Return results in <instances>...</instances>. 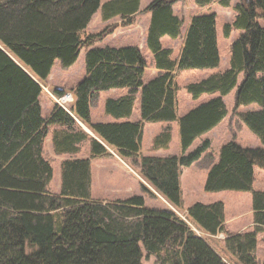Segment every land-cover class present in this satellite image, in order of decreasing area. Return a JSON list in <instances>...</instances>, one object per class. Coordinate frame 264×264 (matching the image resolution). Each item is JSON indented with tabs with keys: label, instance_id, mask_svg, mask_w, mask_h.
Instances as JSON below:
<instances>
[{
	"label": "trees",
	"instance_id": "trees-1",
	"mask_svg": "<svg viewBox=\"0 0 264 264\" xmlns=\"http://www.w3.org/2000/svg\"><path fill=\"white\" fill-rule=\"evenodd\" d=\"M177 1L153 0L146 8L151 13L146 45L158 71L146 80L147 59L138 45L95 46L117 26L83 35L100 9L104 21L121 17L122 25L134 24L142 0H0V264H143L145 252L158 264H259L264 190L255 189V170L264 169V0H240L234 7L232 0H195L234 9L236 16L224 25L223 35H239L232 42L228 68L186 86L198 104L184 115L178 113L177 72L220 68L223 56L216 12L192 17L179 55L163 45L164 37L182 34L185 21L173 9ZM85 48L86 74L72 89L75 102L70 110L55 103L44 116L41 84L57 60L68 68ZM114 88L128 89L105 102L114 121L93 122L96 95ZM234 90L237 108L259 106L238 115L262 146L224 144L207 175L208 193L239 191L253 197L255 225L228 233L223 250L229 261L177 211L185 210L187 219L207 234L226 231L225 203L186 206L181 177L183 168L211 147L206 139L191 150L227 116L224 97ZM55 92L61 96L66 90ZM139 96L141 119L131 121ZM202 96L209 98L199 102ZM175 121L181 153L145 154V125ZM49 135L56 154L71 155L62 162L57 192L50 188L54 168L44 152ZM172 139L168 126L154 137L151 151L169 149ZM87 141L90 155L77 157ZM109 148L132 160L142 178L177 211L148 205L144 194L94 198L92 160L111 157Z\"/></svg>",
	"mask_w": 264,
	"mask_h": 264
},
{
	"label": "rangeland",
	"instance_id": "rangeland-1",
	"mask_svg": "<svg viewBox=\"0 0 264 264\" xmlns=\"http://www.w3.org/2000/svg\"><path fill=\"white\" fill-rule=\"evenodd\" d=\"M109 0H102L103 3ZM153 0H142L141 11L134 17V24L122 25L123 20L121 17H115L108 21H104L102 18V10H98L93 16L91 22L89 23L87 29L84 31L83 35L96 34L101 32L105 27L117 26L114 32L108 37L100 42H97L95 46H126V45H138L143 52V55L147 59V69H146V80L151 79L158 74L155 65V59L153 53L147 48L146 38L147 31L151 21V13L146 11L147 6ZM240 0H232V7H234ZM235 4V5H233ZM174 12L182 17L185 21L182 34L178 39H171V37H164L162 39L163 45L165 47L172 48L174 50V56L179 55L182 49L183 41L185 39V34L188 25L192 17L196 14H204L211 12H218L221 14L220 21H218L219 32L221 34V40H228L224 37V23L223 21L231 20L235 18L236 12L232 8H225L219 5L216 1L210 5L202 6L198 5L195 0H178L173 6ZM216 12V13H217ZM218 16V15H217ZM264 25V20L260 21ZM239 35V32L233 33V39ZM221 42V52L224 62L226 61L227 53L225 49L224 42ZM1 45V44H0ZM2 46V45H1ZM85 55L86 48L81 51L79 59L70 67H64L61 61L57 60L52 69L51 75L46 82L42 83L43 93L41 94V101L43 107V115L48 116L52 109L50 102H55L57 99L71 94L73 100L69 101L68 107L70 108L75 102V95L72 89L77 86L80 81L85 77ZM20 64V63H19ZM22 65V64H21ZM23 66V65H22ZM24 67V66H23ZM210 69H186L177 72L176 81L180 86L179 91V102H178V113L179 115H184L186 112L191 110L197 105V101L194 100L191 95L187 92L186 86L191 82H196L202 80L206 77ZM64 89L66 93L62 96L57 95L55 89ZM128 89L114 88L109 91H103L96 95L95 100H93L94 110L97 112V105L109 94H123L127 92ZM113 92V93H112ZM236 90L226 95V103L228 106V114L224 120L216 126L210 133L197 139L191 148L195 149L201 145L206 139L211 141V147L207 152L203 154L200 160L195 162L192 166L183 169V174L181 177L182 193L184 194V202L186 206H189L197 201L209 202L206 196H210L212 199H218L217 201H223L225 203L226 215L230 218H239L237 221L239 226L232 227L231 229L236 232L241 226L254 224V209H253V197L249 192H239V191H221L216 193H208L205 191V183L207 180V173L209 172L211 166L216 162L219 156V149L230 142L236 141L241 145H249L252 143V139L258 138L248 126L241 120L238 113L241 110H247L249 107L257 106V104H251L249 107H236ZM224 97V98H225ZM208 96H202L199 102L208 99ZM57 103L66 109L64 105H61L58 101ZM68 110V109H66ZM162 125V124H161ZM157 123H149V132L151 134L152 140L154 139V132L157 134V128L161 126ZM172 125L177 126L175 137L173 138L176 142H179V122L175 121ZM163 129V127H162ZM164 130V129H163ZM162 131V130H161ZM160 131V132H161ZM151 132V133H152ZM148 136L150 133H147ZM159 134V132H158ZM157 134V135H158ZM49 135L45 144V156L51 161L54 168V178L51 183L50 188L54 191H60L61 188V165L62 162L67 158L68 154L58 155L55 153L52 143V138ZM259 139V138H258ZM257 139V140H258ZM89 144L90 142L87 141ZM147 139L145 140V143ZM172 147V144L170 145ZM152 147V146H151ZM112 152L111 157L97 158L92 160V166L95 167V192L96 198L116 200L121 198H126L134 194H144L148 205L156 207H170L177 211L172 205L156 191V189L142 176L133 166L132 160L125 159L120 156L114 149L109 148ZM83 151V147H82ZM172 152V150H170ZM155 154L152 152L150 154ZM90 155V152H89ZM94 164L96 166H94ZM262 169V168H261ZM264 170V169H263ZM93 172V169H92ZM262 174V173H261ZM258 182L264 186V179L261 176L258 177ZM94 179V172H93ZM145 188L149 190L144 191ZM215 202V201H213ZM177 213L187 220L191 227L200 235L207 238L211 244L216 247V249L224 254V256L230 261L231 257L229 254L226 255L223 247L225 246L224 241L228 236L226 232H219L216 235L207 234L204 231L198 229L190 220L186 217L185 210ZM226 217V219H227ZM237 218V219H238ZM238 232V231H237ZM236 232V233H237ZM30 251V250H29ZM257 257L259 264H264V232L258 236V251ZM233 264H237L235 261H231ZM143 264H158L154 256L147 257L145 252V257Z\"/></svg>",
	"mask_w": 264,
	"mask_h": 264
},
{
	"label": "crops",
	"instance_id": "crops-1",
	"mask_svg": "<svg viewBox=\"0 0 264 264\" xmlns=\"http://www.w3.org/2000/svg\"><path fill=\"white\" fill-rule=\"evenodd\" d=\"M233 5H235V4H233ZM217 12V11H216ZM217 15H218V21H220V18L222 17L221 16V14L219 13V11L217 12ZM233 20H234V17L231 19V20H225V21H223V23H224V25L226 24V23H231V22H233ZM236 32V31H235ZM234 33V32H233ZM218 34H219V43H220V47H221V42L223 41V40H221V34H220V32H219V27H218ZM233 34H232V36L230 37V38H228V40H225V41H223L224 42V44H225V49H226V53H227V57H226V61L224 62V60H223V58H222V65L220 66V68H217V69H212V70H209L210 72H208L207 73V75H206V77L207 76H209V75H211L212 73H216V72H218V71H223V70H225L226 68H228V66H229V57H230V52H231V46H232V42H233ZM147 80H149V79H147ZM113 93V92H112ZM126 93V92H125ZM125 93H123V94H125ZM122 94V95H123ZM119 96H121V94H119V95H116V94H109V95H107L102 101H101V103L100 104H98L97 105V112H95V110H94V105L92 104L91 105V112H92V120H93V122H110V121H114V118L112 117V116H110V115H108L106 112H105V102H106V100L108 99V98H111V97H113V98H117V97H119ZM226 98L227 97H225V102H226ZM51 103V105H52V109H53V107H54V104H55V102H50ZM93 103V102H92ZM198 104V103H197ZM259 107H257V106H252V107H249L247 110H250V109H258ZM52 109H51V111H52ZM50 111V112H51ZM141 119V107H140V96H139V98H138V101H137V103H136V105H135V109H134V112H133V115H132V117H131V121H139ZM147 124H149V123H147ZM147 124L145 125V133H144V141H143V152L145 153V154H149V155H159V156H168V155H175V154H180L181 153V145H180V134H179V142L177 143L176 142V140L177 139H175V141H173L174 139H172V142H171V144H172V147L170 146V148L169 149H167V150H165V149H161V150H159L158 152H156L155 154H150L151 153V146H152V142H153V140H152V136H151V134H153V132L151 133V132H149V126H147ZM157 124H162L161 126H159L158 128H157V134H158V132L160 133V131L162 130L163 131V129H165V128H167L168 126H171L172 127V133H173V138L175 137V133H176V129H177V126H175V125H172L171 123L169 124V123H157ZM84 128H86L84 125H82ZM162 127H163V129H162ZM55 128H57V126H54V127H52V130L53 129H55ZM90 133H92L90 130H88ZM161 131V132H162ZM147 133H150L149 134V136H148V134ZM210 133V132H209ZM155 132H154V135H157ZM177 134V133H176ZM206 135V134H205ZM155 137V136H154ZM147 139V142L145 143V140ZM258 138H254V140L252 139V143H250L249 145H244V146H249V147H261L262 146V144H261V141L258 139ZM170 144V145H171ZM83 147V151H81L78 155H76L77 157H88L89 156V152H90V144L88 143V142H84L83 144H82V146H81V148ZM170 150H172V152H170ZM219 151H220V149H219ZM69 157H71V155H67V158H69ZM218 160V159H217ZM216 160V161H217ZM94 166H96L95 164H94ZM186 168H188V167H186ZM186 168H183V169H186ZM93 172H94V179H93V188H92V192H93V197L94 198H96L95 197V195H94V192H95V182H96V176H95V167H93ZM262 173V174H261ZM208 174V173H207ZM259 176H261V178H263L264 179V170L263 169H261V168H256V170H255V189H257V190H264V186H262L261 184H260V182H258V177ZM60 182H61V180H60ZM53 190V189H52ZM54 191V190H53ZM54 192H57L56 190L54 191ZM184 195V194H183ZM208 199H210V201L209 202H206V203H210V202H213V201H217L218 199H212V198H210V196H206ZM147 201V200H146ZM226 210H227V208H226ZM228 211V210H227ZM226 217H227V215H226ZM238 218V217H237ZM237 218H230L229 216L227 217V219H226V229H227V233H236L237 231L238 232H242V231H246V230H249V229H251V228H253V226H254V224H251L250 226L249 225H246V226H241L240 227V229H238L236 232H234V230H232L231 228L232 227H236V226H239L238 224H237V221L238 220H240L239 218L237 219ZM237 232V233H238Z\"/></svg>",
	"mask_w": 264,
	"mask_h": 264
},
{
	"label": "built area",
	"instance_id": "built-area-1",
	"mask_svg": "<svg viewBox=\"0 0 264 264\" xmlns=\"http://www.w3.org/2000/svg\"><path fill=\"white\" fill-rule=\"evenodd\" d=\"M72 100H73V96H72L71 94H68V95H66V96H63V97L57 99V101H58L61 105H64V107H65L66 109H68V110H69L68 103H69V101H72Z\"/></svg>",
	"mask_w": 264,
	"mask_h": 264
}]
</instances>
